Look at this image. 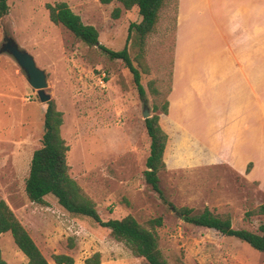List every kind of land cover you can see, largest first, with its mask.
<instances>
[{"label":"rangeland","instance_id":"1","mask_svg":"<svg viewBox=\"0 0 264 264\" xmlns=\"http://www.w3.org/2000/svg\"><path fill=\"white\" fill-rule=\"evenodd\" d=\"M60 1L83 23L97 29L99 43L114 50L127 45L141 73L145 101L139 98L132 74L121 59L110 58L49 19L45 4ZM8 5L7 14L0 17V43L10 35L33 56L46 72L45 91L50 99L40 101L17 62L0 52V198L44 256L52 264L54 253L71 255L73 264H85V258L94 253H99V264H148L108 228L89 216L68 212L54 195H45L42 203L27 197L24 182L31 155L41 145L44 112L53 101L62 112L60 132L69 146V174L92 198L102 219L134 216L156 232L158 247L169 264H264V252L246 242L184 221L144 179L149 137L143 111L148 109V116L157 113L166 99L176 0H164L143 45L135 29L127 38L129 24L140 20L136 7L122 8L118 18L111 17L112 9L121 7L117 0L108 4L99 0H8ZM248 125L256 130L241 133V175L223 165L192 172L164 168L157 175L165 198L176 207L192 208L193 213L207 207L229 217L234 228L256 232L264 221L255 211L264 203V119ZM216 139L210 149L230 155L220 138ZM167 159L172 161L173 155ZM158 216L161 224L152 226L149 220ZM70 238L72 248L68 247ZM0 250L7 264L26 261L8 231L0 234Z\"/></svg>","mask_w":264,"mask_h":264},{"label":"crops","instance_id":"2","mask_svg":"<svg viewBox=\"0 0 264 264\" xmlns=\"http://www.w3.org/2000/svg\"><path fill=\"white\" fill-rule=\"evenodd\" d=\"M253 1L176 0L167 112H157L165 168L241 175V133L264 119V0ZM213 136L230 155L210 149Z\"/></svg>","mask_w":264,"mask_h":264},{"label":"trees","instance_id":"3","mask_svg":"<svg viewBox=\"0 0 264 264\" xmlns=\"http://www.w3.org/2000/svg\"><path fill=\"white\" fill-rule=\"evenodd\" d=\"M107 4L112 0H99ZM120 6H115L111 11L112 18H118L122 8L129 10L136 7L140 20L131 22L128 26V35L135 29L138 41L144 44L147 35L152 32L158 20L159 11L164 0H117ZM49 19L55 24H61L70 30L78 39L89 46H97L99 49L114 59H121L132 74L138 96L146 100L145 88L141 83V73L133 64L127 45L122 49L114 50L99 43L98 31L91 24L82 22L66 2L60 1L54 4L46 3ZM9 10L8 0H0V17L7 14ZM152 84V81H149ZM152 88V87H151ZM168 90V89H167ZM156 92L157 88L153 87ZM167 93V92H166ZM168 101L165 99L161 111L167 112ZM157 110V107L154 106ZM62 112L56 109L53 101L47 103L44 112V131L41 145L31 155L28 175L24 182V191L30 201L42 203L44 196L52 194L58 203L68 212L76 215L89 216L99 226L108 228L113 237L123 241L134 255L143 257L148 264H169L158 247V236L153 229H149L139 223L134 216L127 214L121 218L102 219L92 198L86 194L77 181L69 174V165L66 160L68 144L61 135ZM146 133L149 137L148 156L145 160L146 168L143 171L145 181L151 186L158 197L169 208L177 212L184 221L213 228L225 235L233 236L246 242L252 248L264 252V221L258 225L256 232L244 228H234L229 217L219 216L204 207L199 213H193L192 208L187 206L176 207L168 201L159 186L157 172L165 168L163 162V151L165 148L167 134L158 122V114L153 113L144 119ZM250 162L247 164L248 170ZM256 212L261 213L264 218V203L260 204ZM160 216L152 218L149 223L161 224ZM9 231L14 243L20 251L27 256L28 261L21 264H49L48 260L30 236L26 228L15 216L4 199L0 198V234ZM69 248L73 247L72 238L69 239ZM99 253L85 258V264H99ZM52 259L56 264H73L74 259L66 253H54ZM0 264H7L0 250Z\"/></svg>","mask_w":264,"mask_h":264},{"label":"water","instance_id":"4","mask_svg":"<svg viewBox=\"0 0 264 264\" xmlns=\"http://www.w3.org/2000/svg\"><path fill=\"white\" fill-rule=\"evenodd\" d=\"M0 52L9 54L17 62L40 101L44 102L50 99V94L45 91L47 87L46 72L36 64L33 56L27 50L20 47L13 37L6 35L0 43ZM148 115V109H144V118L149 117Z\"/></svg>","mask_w":264,"mask_h":264}]
</instances>
